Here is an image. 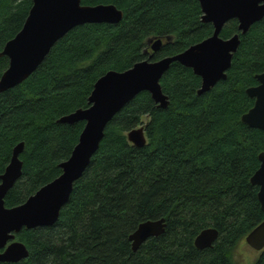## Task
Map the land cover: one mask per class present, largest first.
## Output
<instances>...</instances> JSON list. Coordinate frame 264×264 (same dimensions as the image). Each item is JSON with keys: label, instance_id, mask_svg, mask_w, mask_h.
<instances>
[{"label": "trees", "instance_id": "trees-1", "mask_svg": "<svg viewBox=\"0 0 264 264\" xmlns=\"http://www.w3.org/2000/svg\"><path fill=\"white\" fill-rule=\"evenodd\" d=\"M33 0H0V52L22 28ZM112 4L123 12L117 24L72 28L21 84L0 93V175L13 148L24 150L22 175L4 198L22 204L61 174L85 122L58 119L88 107L98 78L125 71L143 59L155 61L186 50L213 33L201 20L198 0H81ZM239 33L236 19L220 36ZM240 35L226 79L198 94L200 77L173 62L160 80L168 96L159 108L146 91L129 101L106 125L89 165L72 188L58 220L48 227L22 228L15 240L29 255L0 264H237V245L264 221L250 178L264 152V131L241 116L254 104L246 94L264 71V18ZM170 37V41L166 38ZM163 44L152 57L148 40ZM8 59L0 57V76ZM143 126L146 145L127 132ZM164 219L165 232L135 251L130 235L147 220ZM215 228L212 247L198 249L196 236ZM253 264H264V248Z\"/></svg>", "mask_w": 264, "mask_h": 264}, {"label": "water", "instance_id": "water-1", "mask_svg": "<svg viewBox=\"0 0 264 264\" xmlns=\"http://www.w3.org/2000/svg\"><path fill=\"white\" fill-rule=\"evenodd\" d=\"M198 1L201 20L212 24V35L179 54L155 61L143 59L125 71L111 70L98 78L88 98V107L58 119V122L68 124L85 122L69 158L59 164L61 174L22 204L9 208L5 206L4 198L22 175L20 155L24 143L20 142L13 148L10 161L0 175V262L18 263L28 257L27 247L15 240V235L22 228L48 227L58 220L74 183L80 179L97 151L106 125L129 101L146 91L159 108L168 106V96L164 94L160 80L173 62L192 69L200 77L198 94L210 91L218 81L226 79L233 55L240 45L239 34H246L254 23L264 18V0ZM122 18L123 12L112 4L89 6L82 5L81 0H33L21 30L6 42L0 52V57L8 59V66L0 76V93L30 77L54 44L72 28L92 23L117 24ZM232 19L237 20L239 33L224 39L220 36L221 31ZM166 41H170V37ZM147 42L151 44L150 57L163 44L161 38ZM255 78L258 83L246 89L254 104L241 116V120L251 128L264 131V71ZM127 139L136 147L146 145L144 127L128 131ZM258 159L259 167L250 182L258 187L257 197L264 212V152L259 153ZM164 232L162 218L140 223L129 237L132 249L135 251L147 239ZM217 237L215 228H206L196 236L194 244L198 249L210 248ZM245 241L256 252L264 248V221L246 235Z\"/></svg>", "mask_w": 264, "mask_h": 264}, {"label": "rangeland", "instance_id": "rangeland-1", "mask_svg": "<svg viewBox=\"0 0 264 264\" xmlns=\"http://www.w3.org/2000/svg\"><path fill=\"white\" fill-rule=\"evenodd\" d=\"M147 55L151 52L150 46L146 48ZM259 252L253 250L245 241V238L237 245L234 250L233 258L237 264H253Z\"/></svg>", "mask_w": 264, "mask_h": 264}, {"label": "flooded vegetation", "instance_id": "flooded-vegetation-1", "mask_svg": "<svg viewBox=\"0 0 264 264\" xmlns=\"http://www.w3.org/2000/svg\"><path fill=\"white\" fill-rule=\"evenodd\" d=\"M151 44H149V46H150Z\"/></svg>", "mask_w": 264, "mask_h": 264}]
</instances>
